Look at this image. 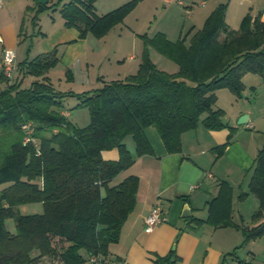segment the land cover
Returning a JSON list of instances; mask_svg holds the SVG:
<instances>
[{
    "label": "trees",
    "instance_id": "trees-1",
    "mask_svg": "<svg viewBox=\"0 0 264 264\" xmlns=\"http://www.w3.org/2000/svg\"><path fill=\"white\" fill-rule=\"evenodd\" d=\"M138 1L98 14L95 0H69L59 11L64 25L75 27L79 37L90 33L101 38L122 23ZM48 7L35 0V6L27 8L35 11V24L38 13ZM226 8V3L215 6L189 42L186 38L193 28L176 40L162 32L150 38L144 34L135 73L103 80L100 86L82 92L53 87L47 72L59 61L57 47L18 62L20 73L35 77L29 87L2 74L7 85L0 90V184L7 185L0 189V264H34L59 251L63 264H91L92 256L108 259L110 244L118 242L121 227L135 207L139 185L136 175L111 183L135 161L125 144L127 136L134 141L136 156L153 154L145 134L153 126L167 153H177L182 134L201 121L209 130L231 129L226 141L213 148L218 154L223 152L235 127L223 120V109L215 106L216 91L227 87L239 94L243 75L264 77L261 13H246L233 30L225 21ZM149 47L176 62L177 70L158 67ZM65 75L72 79L70 68ZM66 96L76 97L77 105L88 108L87 125L78 127L62 113ZM28 122L33 140L24 142L22 124ZM114 147L118 158L104 159L102 151ZM248 189L259 200V208L251 216L253 225L233 222L232 187L225 180L219 182L217 194L209 201L207 217L189 219L215 228L240 227L244 239L235 249L264 236V145L255 156ZM247 194L241 192L238 197ZM31 202H41L43 211L20 213L19 205ZM7 218H13L14 232L5 226ZM228 254L234 256L235 250ZM236 259L238 264H257L252 259ZM153 261L175 264L172 255Z\"/></svg>",
    "mask_w": 264,
    "mask_h": 264
},
{
    "label": "crops",
    "instance_id": "crops-1",
    "mask_svg": "<svg viewBox=\"0 0 264 264\" xmlns=\"http://www.w3.org/2000/svg\"><path fill=\"white\" fill-rule=\"evenodd\" d=\"M128 1L130 0H95L94 6L95 10H99L98 7L102 6L99 14H103ZM145 1L139 0L133 10ZM150 1L169 2V0ZM208 3L206 0H201L200 5L206 9ZM219 3L223 2H217L211 8L214 9ZM232 3L233 0L228 2L225 12V21L230 29L237 30L243 16L248 12L253 16L260 12L261 18L264 19V0H241V3H238L239 6L235 7L233 11V21L229 25V8ZM246 3L251 4V6H245ZM29 6L34 7L35 3L30 0L25 2L23 0H0V16L5 15L4 18L0 19V36L2 38L0 57L5 48L15 50V46L22 37L24 13L30 11L27 10ZM205 9L200 11L205 16L204 20L213 10ZM192 16L193 14L190 18ZM176 22L177 19L173 28L162 27L157 32L164 33L169 40H176L182 36L183 27L180 19ZM191 28H193L191 33L196 30L195 25H191L188 30ZM110 31L103 36L104 39L108 37ZM171 31L173 33L170 34L176 36V39L169 37ZM53 33L59 34V37L54 41L55 43L70 42V45L76 46L72 52V59L69 57L66 63V67L71 70L77 61H83L82 58L85 55L88 56L89 49L91 54L95 51L90 45V33L81 38L77 29L63 26V24ZM137 37L141 38L136 33L132 38L133 43ZM142 40V48L138 49L137 46H133L127 49L125 51L127 56L123 58L128 59L130 63H136V60L140 63L144 38ZM153 51L156 50L149 47L150 57ZM151 59L153 60L152 57ZM21 60L23 59L16 56V63ZM117 60L119 63L122 61L120 57ZM85 63L90 64L89 61ZM139 63L134 65L132 70L137 71ZM117 74L120 75V71ZM248 75L250 74H245L243 78L248 77L247 79L250 80L252 76ZM72 76V79L68 80L71 83L75 81V74L72 73ZM17 78L22 80L21 87L23 88L29 87L35 79L31 75H23L20 72ZM261 79V82H264V77L261 76ZM6 85L7 82L0 68V90L4 89ZM215 106L224 108L217 104V101ZM231 107L235 111L232 112L229 125L235 127V133H233L230 143L220 154L213 148L226 141V130H209L203 126L201 121L195 129L182 134L181 151L177 153H167L159 133L153 126L145 129V134L153 148V154L136 156L132 137L125 138V144L135 161L130 167L121 171L111 183H118L128 175H136L139 178V185L135 196V207L121 227L119 240L109 246V260L115 261V264H154V259L172 255L175 264H221L223 257L222 264H238L236 257L252 259L256 263L260 260L258 258L260 256L262 259L259 262H264V257L259 254V250L264 253V236L250 240L235 249L244 239L240 227L233 225L215 228L205 222L198 224L189 219L192 216L200 219L207 217L209 201L217 194L219 182L225 180L232 187L233 222L240 226L254 224L251 216L259 208V200L255 195L249 193L248 183L255 156L258 149L264 145V139L252 131L257 117L249 114L248 123L239 126L236 119L247 111L239 107V104H231ZM61 111L68 117V112L63 109ZM205 115L206 113L202 114L201 119ZM102 156L104 159L109 156V159L114 160L113 158H118V152L114 148L103 150ZM241 192H248V194L245 198L240 199L238 196ZM185 202L189 204L191 209V216L187 218L181 216ZM155 204L162 207L165 220L155 225L147 233L144 231V218ZM261 220H264V217ZM257 245H260L258 249L256 248ZM233 250H235L234 256L225 255Z\"/></svg>",
    "mask_w": 264,
    "mask_h": 264
},
{
    "label": "rangeland",
    "instance_id": "rangeland-1",
    "mask_svg": "<svg viewBox=\"0 0 264 264\" xmlns=\"http://www.w3.org/2000/svg\"><path fill=\"white\" fill-rule=\"evenodd\" d=\"M23 1L25 2L27 0ZM30 1L35 3V0ZM68 1L69 0H48L46 3L51 7H48L47 9L38 13L36 24L32 21L35 11L30 10L27 13H24L25 21L21 29L22 37L18 44L15 46V53L19 59H31L39 53L49 52L57 47V56L59 58V61L48 73L49 79L53 87L57 91L82 92L100 86L103 81L102 79L112 80L124 78L125 75L134 73L136 70H132L133 66L139 63L137 62V60L136 63H130L128 59L123 58L127 56L125 51L133 46H137L138 49L142 48V38H144V34L146 36H151L155 35L157 31L162 29V27L173 28L175 20L177 19L178 22L180 19L183 25L182 35H184L191 25H195V29L200 28L205 17L203 16V12L200 13L201 10L205 9V7H202L200 5L201 0H181L184 3L183 6L178 3L179 0H169V2H154L146 0L137 9L132 10L125 17L122 23L115 25L107 35L108 37H105V39L103 37H101L102 39L95 37L92 34L89 36L91 42L90 45L95 49V51L93 54H91V51L89 49L88 56L85 55L82 58L83 61H77V63L71 70L73 71L72 73L75 74V81L71 83L66 79L65 70L67 68V60L69 57H71L72 59V52L76 49V46L70 45V42H61L58 44L57 42L55 43L54 41L59 37V34L53 33L62 24L63 26H65L59 9L63 3ZM206 1L209 3L205 10H207L208 8L213 9L211 7H214V4L217 2L226 3L228 6V2L230 0ZM238 3H241V0H233V3L230 5L228 20L229 25H231V21H233V11L235 10V7L239 6ZM186 5L191 9V14H188L186 12ZM245 6L250 7L251 4L246 3ZM101 7H98L99 10H96L98 14L100 9H102ZM192 14L193 16L192 18H190ZM4 17L5 15H3L2 17L0 16V19ZM136 33L139 34L141 38L137 37L135 42L133 43L132 38ZM170 33L173 32H169V37L172 39L173 37H175L176 39V36H173V34ZM192 33L187 36V42H189ZM118 57L122 59L120 63L117 62ZM151 57L153 58V61L157 63L158 67L166 71L173 72L178 68L176 62L169 58H166L156 51H153ZM86 61H89L90 64L87 65L85 63ZM119 71L120 75L117 74L119 73ZM246 74H250L248 76L252 77H250V80L247 79L248 77L242 78V81L244 80L245 84L240 90L239 94L234 93L227 87L220 88L216 91L217 104L224 107L223 120L228 124L229 122H231L232 112L234 113L235 111L233 107H231V104H239V107L247 111L244 112V114H251L252 116L257 117L252 131H254L255 134H258L260 138L264 139V82H261V75L257 73ZM18 75L19 71L17 68L14 77L10 80L13 81L18 77ZM99 76L101 79H98ZM251 78L254 79L252 80ZM78 102L79 99H77L76 97L66 96L62 101V109L65 112L69 113L68 118L72 123H74L78 127H83L89 123L90 114L88 108L86 106L77 105ZM240 116L236 119L237 122ZM244 124L238 125L242 126ZM221 129L226 130L227 135L231 130L228 127H224ZM233 132L235 133V130ZM127 137L131 136L129 135ZM114 149L116 150V152H118L117 148L114 147ZM105 159H109V156H107ZM6 185V183L0 184V189L5 187ZM18 208L20 213L22 214L41 213L43 211L41 202L23 203L20 204ZM5 226L9 229V231L14 232L15 224L13 218L5 219ZM259 247L260 245L256 246L257 249ZM59 252L56 255L43 256L34 264H63L60 256L58 255ZM259 254L262 255L261 257H264V253H262L260 250ZM258 258L260 260L262 259L260 258V256H258ZM259 261H256V263L264 264V262Z\"/></svg>",
    "mask_w": 264,
    "mask_h": 264
},
{
    "label": "built area",
    "instance_id": "built-area-1",
    "mask_svg": "<svg viewBox=\"0 0 264 264\" xmlns=\"http://www.w3.org/2000/svg\"><path fill=\"white\" fill-rule=\"evenodd\" d=\"M179 4L183 5L184 3L182 1H178ZM186 12L188 14H191V9L188 8L189 6H186ZM0 41H2V38L0 36ZM0 68L2 70V74L8 78L11 79L14 77V74L17 70V63H16V53L15 50L12 48H5L2 51V55L0 57ZM22 129L25 132L24 136V142L33 140L31 138L32 133V125L30 122L23 123ZM210 176V174H209ZM194 187V186H192ZM165 220V217L163 215V209L159 204H155L148 215L144 218V231L150 232L153 227L162 221ZM91 264H115V261L109 260L100 256H92L90 258Z\"/></svg>",
    "mask_w": 264,
    "mask_h": 264
},
{
    "label": "water",
    "instance_id": "water-1",
    "mask_svg": "<svg viewBox=\"0 0 264 264\" xmlns=\"http://www.w3.org/2000/svg\"><path fill=\"white\" fill-rule=\"evenodd\" d=\"M38 3H46L48 0H36ZM248 121V115L247 114H243L240 116V118L238 119V124H244ZM181 216L183 218H187V217H190L191 216V209H190V206L187 202H185L183 204V208H182V213H181Z\"/></svg>",
    "mask_w": 264,
    "mask_h": 264
}]
</instances>
